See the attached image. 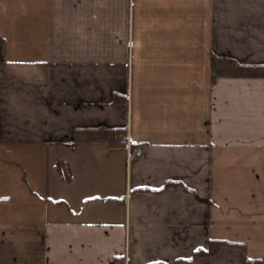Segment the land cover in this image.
I'll return each mask as SVG.
<instances>
[{
    "label": "crops",
    "instance_id": "obj_1",
    "mask_svg": "<svg viewBox=\"0 0 264 264\" xmlns=\"http://www.w3.org/2000/svg\"><path fill=\"white\" fill-rule=\"evenodd\" d=\"M214 55L264 68V0H0V264H264V76Z\"/></svg>",
    "mask_w": 264,
    "mask_h": 264
},
{
    "label": "trees",
    "instance_id": "obj_2",
    "mask_svg": "<svg viewBox=\"0 0 264 264\" xmlns=\"http://www.w3.org/2000/svg\"><path fill=\"white\" fill-rule=\"evenodd\" d=\"M213 80L220 77H259L264 76V68L258 65L241 64L227 57L214 55L212 58ZM126 131L123 128H79L75 133V141L78 143L100 142L110 147L124 146ZM225 242L212 241L210 255L217 253Z\"/></svg>",
    "mask_w": 264,
    "mask_h": 264
},
{
    "label": "built area",
    "instance_id": "obj_3",
    "mask_svg": "<svg viewBox=\"0 0 264 264\" xmlns=\"http://www.w3.org/2000/svg\"><path fill=\"white\" fill-rule=\"evenodd\" d=\"M135 155H141L142 154V151L141 149H137L135 151H133Z\"/></svg>",
    "mask_w": 264,
    "mask_h": 264
}]
</instances>
